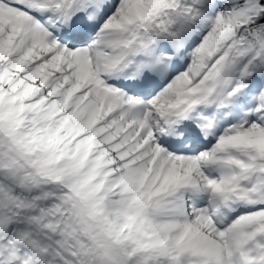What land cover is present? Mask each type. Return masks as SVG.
Instances as JSON below:
<instances>
[{
  "label": "rangeland",
  "instance_id": "obj_1",
  "mask_svg": "<svg viewBox=\"0 0 264 264\" xmlns=\"http://www.w3.org/2000/svg\"><path fill=\"white\" fill-rule=\"evenodd\" d=\"M73 1L78 3V0ZM234 1L198 0L193 6L194 14H189L190 10H185L179 1L163 11L160 10L159 0H96L93 3V6L97 5L95 20L103 15L108 20L96 22L90 33L106 24L113 29L109 37L113 47L117 48L116 44L126 47V52L114 58L110 69L121 58L129 57L131 43L138 45V39L143 38L145 42L152 40L153 44L148 46L147 51H142L140 61H137L144 67L145 61H150V58L156 61L157 68L151 67V72L163 75L159 90L164 91V96L171 91L185 89L186 95L193 96L192 102L204 100L206 104L210 103L213 111H217L216 102L226 103L231 92L233 96L237 91L243 95L236 105L244 106L242 114L245 112L250 116L243 122L230 120L221 127L214 134L217 146L211 142L190 153L199 157V163H194V169L202 173L198 195L179 187L185 165L182 161H172V156L182 155L169 150L165 142L158 140L159 131L155 126L158 110H144L139 117L129 111L122 112L120 103H131L134 107L138 96L118 88L98 74L101 66L92 60V52L88 48L90 41L66 43L49 30L50 27L33 22L32 16L40 17V14L29 13L26 6H7L0 0V77L5 79L1 80V84L9 86L11 93L21 99L31 100L33 106L38 107L37 115L43 111L41 120L59 123L58 136L67 133L69 137L68 140L63 138V142L67 141V153L59 152L55 157L48 149L33 143H24L23 148L46 178L53 177L72 188L82 200L86 210L84 214L89 220H97V229L113 237L110 241L109 237L94 234V227L91 229L97 252L104 253L101 256L103 264H222V259L213 258L212 253L208 260L200 263L192 253L193 244L200 240L222 250L219 255H226L230 261V232L237 224H250L251 219L259 224L249 228L245 239V242L257 245H247L249 252L252 251L249 260L255 263L257 251L264 256V224L260 222L264 220V201L259 207L244 206L231 220L223 232L225 234L215 237L214 232L207 229L208 220L212 221L211 199L206 202L203 199L206 191L212 186L217 187L218 181L225 184L219 185L223 189L229 186L231 176H236V183L240 184L252 174L255 175V182L247 186V190L253 198L264 199V53L255 66H246L243 54L235 52L232 44L227 42L236 31L232 27L236 18L232 12ZM56 5L60 8L62 1ZM259 7L257 0H250L242 10L249 14L258 12ZM46 19L51 22V27L59 26L57 20L48 16ZM220 20L231 27L221 31ZM121 27L132 34H124ZM242 53L246 52L243 50ZM254 85L256 88L253 91ZM102 88H108L113 95L103 94ZM133 89L137 91L141 88ZM3 95L7 96L6 93ZM152 96L153 93L148 94L145 100H150ZM3 105L0 102V108ZM198 112L203 111L199 109ZM148 114L150 122L144 120ZM4 116L0 115V119ZM62 122L65 125H61ZM154 126L156 129L152 128ZM230 126L235 128L234 131L225 134L221 140L220 132ZM14 138L19 140L20 136L16 134ZM235 145L241 146L238 153L242 158L233 172L222 175L213 161V164L206 161L210 150L217 151L221 159L222 147L234 151ZM5 151V155L0 153V169L7 168L10 177L20 176L22 171L16 165L14 151L10 147ZM209 166H213V171L208 169ZM170 193L164 202H168L166 206L164 204L156 211L146 210V205L155 207L160 204L162 196ZM112 200L115 203L112 209L124 218L123 227L127 225L126 221H130L128 226L134 224L136 233H147L145 243L151 239L158 252L146 250L139 257L130 258L133 260L111 253L115 251L113 245L120 243V237L107 225L105 218L104 207ZM184 204L187 210L196 212L204 228L201 233L196 230L186 233L175 223H169L172 214L177 215L181 223H186L184 210L179 206ZM23 205L20 193L7 192L0 197V251L1 247H6L3 248L7 258L4 260L7 263L23 258L21 264H57L53 248H48L47 241L42 239L46 238V235L42 236L45 232H39L42 234L40 237L28 230ZM141 224L150 228L144 229ZM145 247L150 249L151 243L148 242ZM137 248L140 250L141 246ZM127 254L124 251V255Z\"/></svg>",
  "mask_w": 264,
  "mask_h": 264
},
{
  "label": "trees",
  "instance_id": "obj_2",
  "mask_svg": "<svg viewBox=\"0 0 264 264\" xmlns=\"http://www.w3.org/2000/svg\"><path fill=\"white\" fill-rule=\"evenodd\" d=\"M177 1L193 14L195 11L193 6L198 0H161L160 6L168 9ZM247 1L250 0L234 1L232 12L235 13L236 18L232 27H235L236 31L233 29L234 33L227 42L232 44L235 52L243 54L248 65L251 63L255 65L264 53V0H257L260 4L258 12L245 14L242 9ZM219 23L222 26L221 31L231 27L224 21L220 20ZM243 50L246 53H242ZM3 79L0 77V102L4 103L0 108V115L5 114L2 119L6 120L0 119V153L10 147L16 155V165L20 166L22 174L18 177H10L7 168L0 169V197L7 192L22 195L24 199L22 212L27 215L28 230L34 231L30 233L40 237L42 234L39 232H45L42 236L46 235V238L43 239L47 241L48 248H53V257L58 260L57 264H97L99 254L103 253L97 252L92 227L95 228L94 234L98 236L109 237L110 241L113 237L97 229V220H89L84 214L86 210L82 200L72 188L53 177L39 176L37 174L39 169L34 166L31 155L23 148L24 143H33L48 149L52 157L59 152L65 154L68 147H66L67 141L63 142V138L68 140L67 133L58 136L59 123L55 124L53 121L47 123L41 120L43 111H39L37 115L38 107H34L31 100L21 99L11 93L9 86L1 84ZM5 93L7 96L3 95ZM10 94H13L12 97L9 96ZM61 125L65 123L62 122ZM16 134L20 136L19 140H15ZM5 152L7 154V151ZM114 205L112 200L104 207L107 225L120 237V243L113 245L115 251L111 253L123 256L124 251H127L128 256L135 258L139 256L138 253L142 248H146L144 242H141L146 234L139 235L135 232L136 227L129 228L130 221H126L127 225L123 227L124 218L120 220L116 211L112 209ZM138 246H141L140 250Z\"/></svg>",
  "mask_w": 264,
  "mask_h": 264
},
{
  "label": "bare ground",
  "instance_id": "obj_3",
  "mask_svg": "<svg viewBox=\"0 0 264 264\" xmlns=\"http://www.w3.org/2000/svg\"><path fill=\"white\" fill-rule=\"evenodd\" d=\"M4 1V0H2ZM62 1V6L58 8V5H56L57 2ZM96 0H93L92 3H86L85 0H81L77 4L73 0H25V6L28 8L29 13H38V14H48V16L51 19L57 20L59 23L58 27H51V22L47 20L45 23V27H50L49 30L51 29L53 32H55V35H58L61 37L66 43L72 44L77 41H90L88 48L92 52L93 56V61L96 62L97 65L101 66L98 74L105 76L106 80L109 82H113L116 84L118 88H123L122 85H120V81L122 78V75L126 74V72L133 71V75L135 76V81L132 84L133 88H148L149 91L147 94H141L139 91H135V95L138 96V98L135 99L136 107L141 106L143 110H148V111H154L158 110V112L163 113L164 117H168L171 119L172 116V111L175 107L181 106L184 110H189L191 106H195V111L191 112V124L189 123V126L194 130L197 129L201 135H207L209 134V141H204L200 140L199 138L193 139L192 138V133L193 131L190 128H186L188 130L189 136L196 141L195 143L192 144L190 149H186V154H184L181 157H176L172 156V161L177 162V161H182L184 162V170H182V179H180V186L181 188L185 190H191L194 193H197L200 195V192L198 191V188H200L201 185V179H202V173L201 171L194 169V163L197 164L199 163V157L191 156L190 153L191 151H194L200 146H205L209 142H214V134L215 132H209L207 130V124L211 123L213 120H217V125L215 126L214 130H217L219 126H224L226 123L230 120H235L237 119L240 122H243L246 120V116L243 117L246 113L243 112L242 114V109L244 106H237L238 100H240L243 95H241L240 91H237L236 96L231 95L233 92L229 94L226 98V108L223 111H213L212 108L210 107V103L206 104L204 100H201L198 103L192 102L193 101V96L186 95L187 91L185 89H181L179 91H171L166 96H164V91L159 90V83L162 80L163 75H155L151 71L153 68H157L156 61L153 60V58H150V61H145V67L144 64L140 65L139 62L137 61V56L142 54V51H145L144 46H140L139 44H132L129 47V59L131 61V65L128 70H126L123 73L120 74H115L113 71V68L110 69V65L114 58L118 54H122L126 52V47L125 45H117V48L113 47V44L110 40V34L112 33L113 29L109 26L102 25L98 30L95 32L91 33L90 36L84 35V32L86 31H92L98 22H101V20L104 19V21H107V19L104 18L105 15L102 17L98 18L99 20L96 19V9L97 5L93 6V3H95ZM37 2H39L37 4ZM88 16H86L87 13ZM66 13H75V20L70 21L67 20L65 21V15ZM34 19V16H32ZM95 21V22H94ZM97 22V23H96ZM78 29L80 31V36L75 37L71 39V37L68 35V32L71 29ZM121 30L124 34L128 35L129 30L121 27ZM132 32L129 34L131 35ZM92 40V41H91ZM148 42V41H146ZM149 44H153V41L150 40ZM98 48V49H97ZM67 51H70L68 49ZM128 51V49H127ZM77 52V51H76ZM88 63V61H85ZM141 63V62H140ZM157 63H159L157 61ZM150 64V65H149ZM78 65V64H77ZM140 65V68H139ZM162 65V63H160ZM159 65V66H160ZM152 67V69H151ZM134 68V69H133ZM79 69V67H78ZM149 69L150 72H149ZM256 85H254L251 89L254 91V88ZM250 89V91H251ZM153 93V96L150 98V100H145V97ZM202 110L199 114L198 110ZM226 110V111H225ZM132 114H134L136 117H139L140 114H136L135 111H131ZM204 113V114H203ZM175 119V118H174ZM204 123V127H202V124ZM155 126L157 127L156 131H159L160 128L165 126V119L161 120L158 119L157 122L155 123ZM155 126L153 128H155ZM156 129V128H155ZM154 129V130H155ZM226 132L229 131V128H224ZM157 134V133H156ZM158 140L160 142H164V136L163 134L161 135L158 133ZM221 140L225 138V135L220 136ZM216 143V142H214ZM216 146L218 145L217 143L215 144ZM223 155L225 154L224 147H222ZM248 153H250L249 150H247ZM207 160L208 163H213L217 164L219 167L220 171H224V174H229L231 171H233V166L227 164V160L224 159L221 155V159L219 158L217 151L214 152L210 150L208 152ZM229 153H232V150L229 151ZM238 155V153H237ZM171 157V156H170ZM232 158H235L233 156ZM228 159V158H227ZM212 163V164H213ZM237 162L234 163L236 165ZM187 167V168H186ZM208 169H211L213 171V166H209ZM237 177L236 176H231V180L229 184L231 183H236ZM255 182V175L252 174L248 178L243 179V183L245 186H251ZM200 184V185H199ZM220 184L225 185L223 182L218 181L217 182V187L213 186L210 190L206 191V195L203 196L204 202L209 201L211 199L212 203H217L220 204L222 203L225 199H227L232 193H233V188L230 189V186H225L223 189L220 188ZM194 185H197V187H193ZM238 186H235L237 188ZM171 195L170 194H165L162 196L160 204L157 206H151V205H146V210H159L160 206L164 205L166 206L168 202L164 203L165 200ZM209 198V199H208ZM260 201L263 200V197L259 198ZM206 204V203H205ZM182 210H184V220H186V223H181L180 221L177 220V215H170L171 218H169V223H175L176 227L180 228L182 231L188 233L191 232L192 230H196L197 233H201L203 226L199 223L198 218L196 217V212L195 211H189L187 210V205H179ZM217 207V206H216ZM189 208V207H188ZM207 219V218H206ZM250 224H237L233 230H231V236L229 238V241L231 242V252L229 253V258L234 256L237 258V261L235 264H243L245 257L247 256L249 250L245 247L247 242H244V239L248 237L249 234V227L257 224V220H249ZM207 229L212 230L214 232L215 237H221L223 236L222 234L226 229H221L217 228L215 225L214 218L212 217V221L208 220L207 223ZM206 230V229H205ZM238 239V241H237ZM253 244V243H250ZM258 247H261L260 244H258ZM3 248L6 247H1L0 251V258L7 259L5 257V252L3 251ZM192 253L195 257V259L201 261L200 263L205 262L210 258L211 253L213 254V258H219L222 259V264H229L230 262L227 259V256H220L218 252L222 253V250H217L212 248L208 244H204L202 241L198 240L196 243L193 244L192 248ZM260 253H257L259 255Z\"/></svg>",
  "mask_w": 264,
  "mask_h": 264
}]
</instances>
